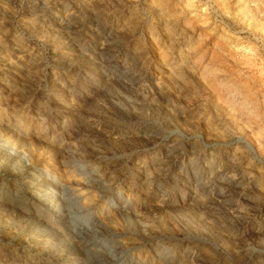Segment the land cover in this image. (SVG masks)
Listing matches in <instances>:
<instances>
[{
	"label": "clouds",
	"instance_id": "1",
	"mask_svg": "<svg viewBox=\"0 0 264 264\" xmlns=\"http://www.w3.org/2000/svg\"><path fill=\"white\" fill-rule=\"evenodd\" d=\"M0 177L139 264H264V0H0Z\"/></svg>",
	"mask_w": 264,
	"mask_h": 264
},
{
	"label": "rangeland",
	"instance_id": "2",
	"mask_svg": "<svg viewBox=\"0 0 264 264\" xmlns=\"http://www.w3.org/2000/svg\"><path fill=\"white\" fill-rule=\"evenodd\" d=\"M0 198L4 201L0 203V264H9L13 247L21 253L20 264H139L116 243L114 229L99 223L89 229L81 221L68 220L52 194L45 195L43 207L34 197V203H25L0 177ZM21 206L28 211H21ZM158 211L179 228L195 219L184 206ZM121 226L126 232L136 231L129 222ZM258 242L264 243V237Z\"/></svg>",
	"mask_w": 264,
	"mask_h": 264
}]
</instances>
